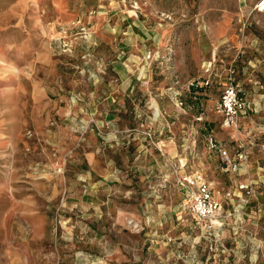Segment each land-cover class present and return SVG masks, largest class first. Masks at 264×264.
Instances as JSON below:
<instances>
[{
    "label": "rangeland",
    "instance_id": "374dc122",
    "mask_svg": "<svg viewBox=\"0 0 264 264\" xmlns=\"http://www.w3.org/2000/svg\"><path fill=\"white\" fill-rule=\"evenodd\" d=\"M257 1L0 0V264H264Z\"/></svg>",
    "mask_w": 264,
    "mask_h": 264
},
{
    "label": "built area",
    "instance_id": "2783aa9c",
    "mask_svg": "<svg viewBox=\"0 0 264 264\" xmlns=\"http://www.w3.org/2000/svg\"><path fill=\"white\" fill-rule=\"evenodd\" d=\"M255 8L264 12V0H258ZM204 85H209V80L204 81ZM219 107L225 113L224 124L226 126H237L241 115L245 114L249 105L239 103L237 95L232 87L224 90ZM226 155V152H223ZM246 156L242 153L238 154V158L230 165L236 170L240 164L245 162ZM177 183L185 192V195L191 200V207L194 216L199 220H209L215 218L218 213L219 204L213 196L208 183L199 172L184 174L177 178Z\"/></svg>",
    "mask_w": 264,
    "mask_h": 264
},
{
    "label": "crops",
    "instance_id": "0c3cea01",
    "mask_svg": "<svg viewBox=\"0 0 264 264\" xmlns=\"http://www.w3.org/2000/svg\"><path fill=\"white\" fill-rule=\"evenodd\" d=\"M196 218V217H195ZM197 219V218H196Z\"/></svg>",
    "mask_w": 264,
    "mask_h": 264
}]
</instances>
